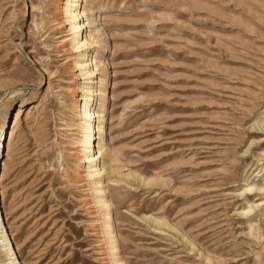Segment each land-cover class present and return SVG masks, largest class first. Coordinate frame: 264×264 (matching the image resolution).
I'll list each match as a JSON object with an SVG mask.
<instances>
[{"label": "rangeland", "instance_id": "rangeland-1", "mask_svg": "<svg viewBox=\"0 0 264 264\" xmlns=\"http://www.w3.org/2000/svg\"><path fill=\"white\" fill-rule=\"evenodd\" d=\"M72 1L0 0V204L21 264H264V0Z\"/></svg>", "mask_w": 264, "mask_h": 264}, {"label": "bare ground", "instance_id": "bare-ground-1", "mask_svg": "<svg viewBox=\"0 0 264 264\" xmlns=\"http://www.w3.org/2000/svg\"><path fill=\"white\" fill-rule=\"evenodd\" d=\"M56 1H58V0H56ZM72 2H74V5L72 4L73 6L78 7L80 5L79 2H81V0H74ZM52 4L53 3H51L50 1L44 3V6L42 9L44 10L43 13L46 15V19L48 16L55 17L57 15L62 14L61 6L57 7V6H54ZM81 14H82L81 12H77L72 19H74L75 17H81ZM82 27H83V25L82 26L80 25L79 27H74V28L76 29V28H82ZM85 44L88 45V42L85 41L84 45ZM89 65H93V59H91ZM73 69H74V67H73V63H72L69 65H63L62 67L57 69L56 72H58V73H63V72H67V71L69 72V71H72ZM89 73H90V75H92L93 71H89ZM97 95H99L97 93V91L93 90L92 96L94 97ZM73 100H75V99H73ZM75 103L76 104L74 105V109H75L74 111L77 115H79L78 108L79 107H85L86 105L79 106L80 100L76 101ZM15 115H18V110L15 113ZM98 117H99V115L97 114L96 111H89V113L87 114L86 120L82 123L81 131L90 132V135L87 137L86 142H85V147L87 149L94 148L95 144H96L95 140L98 139V137L96 136L97 131H98V126L96 125V121H95L96 119H98ZM3 148H4V145L2 142H0V156H3ZM66 159H68V158H66ZM97 160H98V154L97 153L95 155H92V156L86 155V156H83L81 158L80 157L76 158V159L72 160L74 165L73 164L69 165V167H72V169L74 170L73 172L71 171L70 173H72V175L74 177L78 176V172L81 171L82 167L85 164L92 163V162H95ZM0 161H1V158H0ZM68 164H70V163H68ZM1 165H2V162H0V168H1ZM99 174H100V170L97 169V175H99ZM98 184L101 185L102 183L98 182ZM0 201H1V198H0ZM103 203L105 206L108 205V200L104 199ZM112 233H113V231H112ZM0 248H3L8 253L9 260L11 261V264H21V262L18 259L17 254H16L15 247L9 238L8 229H7L5 220H4L3 212L1 210V204H0ZM113 250H115V251L117 250L116 245L113 246ZM118 264H123V262L120 261V262H118Z\"/></svg>", "mask_w": 264, "mask_h": 264}]
</instances>
